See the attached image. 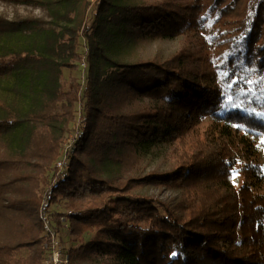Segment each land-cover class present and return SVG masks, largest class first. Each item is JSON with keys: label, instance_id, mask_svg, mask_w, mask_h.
I'll use <instances>...</instances> for the list:
<instances>
[{"label": "trees", "instance_id": "trees-1", "mask_svg": "<svg viewBox=\"0 0 264 264\" xmlns=\"http://www.w3.org/2000/svg\"><path fill=\"white\" fill-rule=\"evenodd\" d=\"M26 2L48 20L0 21V264H44L63 216L69 264H264V0ZM176 38V56L131 57ZM181 82L191 102L168 97Z\"/></svg>", "mask_w": 264, "mask_h": 264}, {"label": "rangeland", "instance_id": "rangeland-1", "mask_svg": "<svg viewBox=\"0 0 264 264\" xmlns=\"http://www.w3.org/2000/svg\"><path fill=\"white\" fill-rule=\"evenodd\" d=\"M28 1V0H27ZM94 2L95 0H91ZM24 18H37L42 20H48L46 11L38 7L32 3L26 2V0H0V21L6 20V21H18ZM183 49V45L181 42V39H171V40H149L144 41L136 44L132 49L131 57L133 58H142V59H156L159 61H164L170 57L178 55L181 50ZM85 63L83 61V57L80 60L79 67L69 72L68 70H64L63 76L65 81L68 80V78L75 77L83 72V68L81 64ZM85 66V65H84ZM80 70L81 72L77 71ZM183 82L178 83L167 95L170 98H174L178 101L183 102H191L192 96L183 89ZM77 109V108H76ZM74 125H76L75 129H80V135L77 138H75L72 133L69 135H66L64 137V140L61 144V147L59 149V155L52 163V171L53 173H60L61 171H64L65 169H70V164L75 156L76 150H77V144L78 139L82 135V128H81V119L80 117H75L74 119ZM73 129V131L75 130ZM62 154V156H61ZM65 154V155H64ZM63 159L62 167L59 168L57 165L58 160ZM259 161L264 166V148L261 151V154L259 156ZM136 171L138 175L144 176L147 175V173L152 172L153 170L159 169V170H166L167 166L166 164L162 163V160H157L155 162L147 163L144 165H141L137 168ZM238 178V179H237ZM240 179V176H235L234 180L238 181ZM239 184H236L238 187ZM261 191L264 192V184L262 185ZM134 195L138 197H148L157 199L158 201H165L169 204H174L176 199L178 198V192L172 191L166 188H159L154 186H145L140 187L132 192ZM55 208L52 213H66L67 210L64 208L62 203H59L57 205H52ZM44 218L47 222L50 221V217L47 215H44ZM65 217L63 216L61 218V228H59V231L55 233L57 235V240L61 243L63 252L68 256V251L72 248H75L79 246L78 241H74L68 231L69 226V219L63 220ZM54 223V222H53ZM58 226V224H57ZM57 231V230H56ZM90 238V235L84 236L85 241H87ZM69 264V263H68ZM80 264H89L87 261H82Z\"/></svg>", "mask_w": 264, "mask_h": 264}, {"label": "built area", "instance_id": "built-area-1", "mask_svg": "<svg viewBox=\"0 0 264 264\" xmlns=\"http://www.w3.org/2000/svg\"><path fill=\"white\" fill-rule=\"evenodd\" d=\"M82 67H84V64H81ZM76 125L73 126V129H75ZM72 135L75 136L74 140L79 137L80 135V129H75L73 132H71ZM65 155V154H64ZM62 156V154H61ZM63 159L58 160L57 165L59 168L62 167ZM70 212H68L69 214ZM45 219V218H44ZM65 220V218L63 219ZM46 221V219H45ZM50 231V241L47 244V252H46V258L44 264H68V256L63 252L61 243L57 240V235L54 233L51 227H49Z\"/></svg>", "mask_w": 264, "mask_h": 264}]
</instances>
